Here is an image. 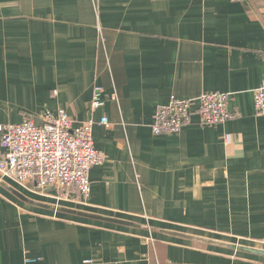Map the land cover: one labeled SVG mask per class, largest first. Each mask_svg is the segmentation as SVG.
Returning <instances> with one entry per match:
<instances>
[{
  "label": "crops",
  "instance_id": "crops-1",
  "mask_svg": "<svg viewBox=\"0 0 264 264\" xmlns=\"http://www.w3.org/2000/svg\"><path fill=\"white\" fill-rule=\"evenodd\" d=\"M263 82L264 0H0V135L64 109L104 157L82 203L0 177V264H264L179 236L264 249ZM204 91L234 118L199 124L196 103L180 133H152L171 95Z\"/></svg>",
  "mask_w": 264,
  "mask_h": 264
},
{
  "label": "built area",
  "instance_id": "built-area-1",
  "mask_svg": "<svg viewBox=\"0 0 264 264\" xmlns=\"http://www.w3.org/2000/svg\"><path fill=\"white\" fill-rule=\"evenodd\" d=\"M252 94L253 111L264 115V82ZM229 98V94L218 91H204L196 98L180 99L171 95L165 105L155 110L150 129L154 135L180 133L191 122L192 106L196 103L199 124L217 125L231 120L235 112L228 109ZM104 103L101 88L96 86L91 108L95 110ZM36 119L28 117L4 126L0 135V177L29 190L54 188L65 198L75 191L80 197L78 202L87 201L91 193L89 171L104 159L94 146V121L88 119L75 125L64 109L56 114L45 111ZM99 121L109 126L107 117ZM229 141V135H225V142Z\"/></svg>",
  "mask_w": 264,
  "mask_h": 264
},
{
  "label": "water",
  "instance_id": "water-1",
  "mask_svg": "<svg viewBox=\"0 0 264 264\" xmlns=\"http://www.w3.org/2000/svg\"><path fill=\"white\" fill-rule=\"evenodd\" d=\"M35 118V117H33ZM36 119V118H35ZM36 122L37 124H39V120L36 119ZM70 212H73L74 214H77V215H80V216H87V217H90V218H94V219H104V220H107V221H110V222H114V223H126L125 221L123 220H120V219H111V218H107V217H102V216H97V215H94V214H91V213H87V212H79V211H73V210H68ZM179 235V234H178ZM181 237H184L185 239L186 238H189L191 240H195L197 242H201V243H206V244H211V245H216V246H224V247H227V248H230V249H233V250H239V251H244V252H248V253H251L253 255L257 254V255H260V256H264V249H261V248H257V247H249V246H245V245H241V244H233V243H229V242H225V241H219V240H215V239H212V238H208V237H201V236H195V235H191V234H186V235H179Z\"/></svg>",
  "mask_w": 264,
  "mask_h": 264
},
{
  "label": "rangeland",
  "instance_id": "rangeland-1",
  "mask_svg": "<svg viewBox=\"0 0 264 264\" xmlns=\"http://www.w3.org/2000/svg\"><path fill=\"white\" fill-rule=\"evenodd\" d=\"M26 190H29V189H26Z\"/></svg>",
  "mask_w": 264,
  "mask_h": 264
}]
</instances>
